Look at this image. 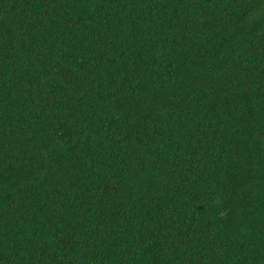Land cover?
I'll return each mask as SVG.
<instances>
[{"label":"trees","instance_id":"obj_1","mask_svg":"<svg viewBox=\"0 0 264 264\" xmlns=\"http://www.w3.org/2000/svg\"><path fill=\"white\" fill-rule=\"evenodd\" d=\"M0 264H264V0H0Z\"/></svg>","mask_w":264,"mask_h":264}]
</instances>
